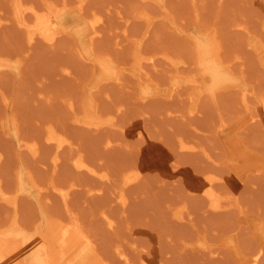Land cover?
I'll use <instances>...</instances> for the list:
<instances>
[{"label":"rangeland","instance_id":"1","mask_svg":"<svg viewBox=\"0 0 264 264\" xmlns=\"http://www.w3.org/2000/svg\"><path fill=\"white\" fill-rule=\"evenodd\" d=\"M52 1L54 43L28 40L0 0V264L33 262L75 217L92 242L81 264H246L260 250L264 264V0ZM206 173L227 206L194 190Z\"/></svg>","mask_w":264,"mask_h":264},{"label":"bare ground","instance_id":"2","mask_svg":"<svg viewBox=\"0 0 264 264\" xmlns=\"http://www.w3.org/2000/svg\"><path fill=\"white\" fill-rule=\"evenodd\" d=\"M28 1V0H27ZM35 0H33L32 2H34ZM37 1V0H36ZM39 1V0H38ZM42 0H40V2H41ZM52 1V0H51ZM66 1V0H65ZM87 0H78V8H80V9H83V8H85V6H86V2ZM14 2V3H13ZM12 2V0H11V3H12V5L14 6L15 5V14H16V16L15 17H17L18 19H19V21H20V23H21V25L23 26H21L20 24H18L17 22V25L18 26H20V27H22L23 28V30L24 31H28L29 32V36H28V32H25V33H27V37H29V39L28 40H37L38 38H40V36L41 37H44L45 39H47V40H44V41H46V42H49V41H51L52 43H54L57 39H58V37L60 36V34L63 32V28H60L59 26H58V18H57V11H56V6H54V5H51L50 4V0H44V1H42L43 3L45 2L46 3V5H47V8L45 7L46 5H45V3H44V5H43V7H45V8H41V6L39 7L37 4H36V2H34V3H31V4H28V3H25L26 1H24V0H14ZM53 2V1H52ZM54 2L55 3H57L55 0H54ZM260 2V1H259ZM258 2V3H259ZM38 3V2H37ZM42 3V4H43ZM5 5V4H4ZM56 5H58V3L56 4ZM0 6H2V5H0ZM262 6V5H261ZM4 6H2L1 8H3ZM6 7V6H5ZM14 8V7H13ZM12 8V9H13ZM264 8V7H263ZM5 9V8H4ZM3 9V10H4ZM57 9H58V6H57ZM98 11H100V10H98ZM2 12V11H1ZM4 12V11H3ZM14 12V11H13ZM30 12V13H29ZM97 12V11H96ZM103 13V12H102ZM101 13V11H100V13H96V15H95V13H94V15L92 14L90 17V20L88 21V36H89V38H92V39H96V38H98V37H100L101 36V32H102V23H103V21H105L104 20V16L105 15H103ZM29 14H30V16H29ZM32 14V15H31ZM13 18V17H12ZM15 19L14 21H18V19ZM30 18V19H29ZM146 18H148V17H146ZM4 18L2 17V20H3ZM14 19V18H13ZM141 19V18H140ZM9 21V20H8ZM143 21V20H142ZM0 22H2V21H0ZM151 22V21H150ZM3 23L4 24H6V23H9V22H6V21H3ZM240 24V23H239ZM0 25H2V24H0ZM149 27V26H148ZM151 28V27H150ZM244 28V27H243ZM150 31V30H149ZM148 31V32H149ZM149 34V33H148ZM147 37H148V35H147ZM146 37V38H147ZM148 39H149V37H148ZM36 40H35V42H36ZM39 40V39H38ZM41 41H42V39H40ZM49 40V41H48ZM147 40V39H146ZM34 42V43H35ZM32 44V43H31ZM30 44V46H32ZM221 44V43H220ZM221 46V45H220ZM219 46V47H220ZM220 54V53H219ZM261 58H262V61L264 62V50L261 52ZM145 56H143V58H144ZM153 56H149L148 58H152ZM69 67H71V66H69ZM140 68H141V70H143L144 68H146L142 63L140 64ZM65 69V68H64ZM72 69V68H71ZM122 70H123V68H121ZM66 70L68 71V72H71L70 70H69V68H66ZM110 71V70H109ZM108 71V75H106V78H111V77H113V79H116V80H121L124 76V74H121V73H119V72H116V70H113L112 71V69H111V71L112 72H109ZM142 72H144V71H142ZM146 72L148 73L149 71L148 70H146ZM150 73V72H149ZM123 77H122V76ZM151 75H153V74H151ZM150 75V76H151ZM143 76H144V74H143ZM198 81V80H197ZM217 86H215V88H216ZM174 93H172V95H173ZM176 95V94H175ZM247 95V93L245 94V96ZM246 99H249L248 97H245ZM248 101V100H247ZM249 105V104H248ZM247 106V105H246ZM254 113H252V116L251 117H249V119H256L255 120V122L257 121V120H259V115H260V112H257L256 111V113H255V110H252ZM251 111V112H252ZM257 117H258V119H257ZM248 119V118H247ZM225 120V119H224ZM227 120V119H226ZM225 120V121H226ZM253 120V121H254ZM261 120V119H260ZM243 121V120H242ZM241 121V122H242ZM240 122V123H241ZM246 122V121H245ZM244 122V123H245ZM226 123V122H225ZM243 122H242V124L243 125H245ZM52 126H50L49 127V130H50V132H49V135H48V139H50V140H52V141H54L56 144H57V146H58V148H60V147H62V146H64L69 140H68V137H67V135L66 134H63V132H62V134H60L59 132L60 131H58L57 130V128L56 129H54V128H51ZM51 128V129H50ZM142 133V132H141ZM140 134V133H139ZM64 135H66V136H64ZM69 136V135H68ZM51 142V141H50ZM112 142L114 143V138L112 139V136L111 137H109V138H107V143L108 144H112ZM193 146H195V145H193ZM55 158L57 159H55L56 160V162L54 161V163L55 164H58V159H59V155L57 156H55ZM254 162H255V160H254ZM1 164H2V162H1ZM1 164H0V166H1ZM76 165L78 166V167H83V168H86L87 170H89V171H94V172H98L94 167H92V165H91V163L90 162H87L86 160H85V158H83L82 156L81 157H77L76 158ZM136 165H138V164H136ZM176 165V164H175ZM257 165V164H256ZM134 166V165H133ZM136 166H134L133 168H135ZM173 167V166H172ZM137 168V167H136ZM174 169V168H173ZM176 169V168H175ZM263 169V168H262ZM138 170H139V168H138ZM137 170V171H138ZM136 171V172H137ZM144 172V171H143ZM142 172V173H143ZM106 173V172H105ZM141 174V171L138 173V174H135V178H137V177H139V175ZM207 174V173H206ZM209 174V173H208ZM207 174V175H208ZM103 175V174H102ZM106 175H108V174H106ZM106 175H104V176H106ZM142 175L144 176V174H141L140 175V177H142ZM172 175H174L173 176V178L174 179H178V177H176L177 175H178V173L176 172V173H174V174H172ZM210 175H211V173H210ZM210 175H208V176H204L205 178H202L201 179V181H200V183H198L196 186H194V190H197V191H200V193L202 192V194L204 193L205 194V197L206 198H210V200H212V202H213V206H215V207H225V206H227L228 205V203H225L224 201H225V199L224 198H222V196H221V193H223V192H221L220 193V191H223V190H218V186L216 185V179L218 178V177H222V176H218L217 177V175L216 176H210ZM139 177V178H140ZM133 178V177H132ZM219 179V178H218ZM134 180V179H133ZM137 180V179H136ZM220 181V180H219ZM177 182V181H176ZM218 182V181H217ZM222 182V181H221ZM225 182V181H224ZM194 184V183H193ZM55 185V184H54ZM219 185V184H218ZM54 187H56V186H54ZM40 188H45V186L44 185H40ZM57 188L61 191V192H63V194H64V196H65V198H68V197H70V193L72 192L71 191V189L68 187V189H70V190H65L64 188H62V187H60V186H57ZM56 188V189H57ZM90 189H88V190H90V192L94 195L95 193L94 192H98V191H100V190H102V187H92L91 188V186L89 187ZM67 189V188H66ZM193 190V191H194ZM71 191V192H70ZM232 191V190H231ZM240 191V190H239ZM195 192V191H194ZM227 192H228V190H227ZM240 193V192H239ZM204 194H203V196H204ZM232 194H234V193H232ZM239 195V194H238ZM225 196H226V193H225ZM225 196H223V197H225ZM232 196V195H231ZM226 198V197H225ZM234 198V197H233ZM232 198V199H233ZM236 198V197H235ZM69 199V198H68ZM222 199H224V201L222 200ZM227 199V198H226ZM66 200V199H65ZM126 200V201H125ZM124 201H125V203L126 202H128L127 201V199L126 198H124ZM227 202V201H226ZM231 202L233 203V201L231 200ZM238 202V201H237ZM237 202H235L234 201V203H237ZM240 202V201H239ZM15 203V202H14ZM69 203V202H68ZM239 204V203H238ZM184 205V204H183ZM236 204H234V205H232V208L235 206ZM238 206V205H237ZM236 206V207H237ZM178 207V206H177ZM184 207V206H183ZM239 208V207H238ZM178 209V208H177ZM181 209V208H180ZM240 209V208H239ZM72 211V210H71ZM108 211H106L105 210V213H107ZM177 212V211H176ZM183 212V211H182ZM104 213V212H103ZM104 213V215L105 216H107L106 218H108V220H109V225L110 226H113V227H115L116 225V223H115V219L113 218L114 216L112 215V214H105ZM110 213V212H109ZM178 213V212H177ZM77 214V213H76ZM182 215H184L183 213H182ZM77 216H79L78 214H77ZM181 216V215H180ZM185 216V215H184ZM80 219H81V217H80ZM192 219V218H191ZM62 220V219H61ZM66 221V220H65ZM64 221V222H65ZM67 222V224H69L68 223V221H66ZM71 223H72V221H71ZM70 223V224H71ZM115 223V224H114ZM62 225L61 226H55V232L53 231V233H54V236H52L51 238H48V240H47V246H46V250L45 251H41L40 253V257H38L36 260H34L33 262H29V264H39L40 262L39 261H41L43 264H81V263H83V259H82V255H83V253L85 252V251H87L88 249L87 248H90L91 246H92V242H91V237L89 238V234H88V232H87V236L85 235V234H80V233H78L79 231H78V227L77 226H79L78 224H80V221H79V218L78 217H75V219H74V221H73V223H72V226L70 227V229L68 230V232L67 233H65L64 231L66 230V228L68 229V225L67 224H63V223H61ZM115 225V226H114ZM84 232H85V230H84ZM137 232V231H136ZM142 232H144V233H148V232H150L149 231V229H143L142 230ZM92 235V234H91ZM93 236V235H92ZM153 236V235H152ZM158 237V236H157ZM93 238V237H92ZM209 238V237H208ZM207 238V239H208ZM208 241H210V240H208ZM212 241V240H211ZM6 244V243H5ZM137 244V243H136ZM10 244H8V246H9ZM120 244H118V246H119ZM122 245V244H121ZM197 245V244H196ZM4 247H6L5 245H3ZM7 246V247H8ZM118 246H116V247H118ZM218 246V245H217ZM10 247V246H9ZM121 247V246H120ZM120 247H118V252L123 256L122 258L124 259L123 260V262H129V260H130V256H129V254L126 252V250H124L125 249V247H124V249H122V247L120 248ZM135 248V247H134ZM199 248V247H198ZM214 248V247H213ZM3 249H5V248H3ZM7 249V248H6ZM6 249H5V251H6ZM209 250V249H208ZM211 250V249H210ZM213 251H214V249H213ZM253 251V250H252ZM10 252V249H9V251H8V253ZM212 252V251H211ZM217 252H218V250H217ZM220 252V251H219ZM143 253V252H142ZM148 253V252H147ZM147 253H146V256H144V257H140V258H143V264H153L155 261H157V260H160V257L158 256V257H156L155 259H151L148 255H147ZM245 253H247V254H249V253H251V252H245ZM216 254V253H215ZM251 254H254V256L252 257V258H248L247 259V261L249 262V263H246V264H250V262H253L254 264L255 263H257L259 260H260V256H261V250L260 251H258L257 253H255V251H254V253H251ZM141 255V254H140ZM104 257V256H103ZM132 258V257H131ZM249 259L251 260V261H249ZM246 262V261H245ZM261 262V261H260ZM28 263V262H27ZM104 263H106V264H111V262L109 263L105 258H102V257H97L93 262H91V263H88V264H104ZM126 264H128V263H126ZM252 264V263H251Z\"/></svg>","mask_w":264,"mask_h":264}]
</instances>
